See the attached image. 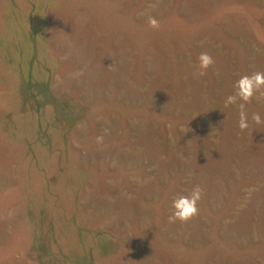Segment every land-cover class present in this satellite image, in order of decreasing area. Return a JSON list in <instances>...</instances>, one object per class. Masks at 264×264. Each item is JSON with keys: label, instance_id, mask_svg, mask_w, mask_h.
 <instances>
[{"label": "rangeland", "instance_id": "obj_1", "mask_svg": "<svg viewBox=\"0 0 264 264\" xmlns=\"http://www.w3.org/2000/svg\"><path fill=\"white\" fill-rule=\"evenodd\" d=\"M22 27L45 31L38 59L19 50ZM201 53L212 63L195 77L226 103L240 76L264 73V0H0V264H39L34 241L55 249L39 236L54 206L65 215L73 206L69 162L88 174L75 203L86 226L108 227L122 240L117 260L96 264H264V87L247 102L237 98L225 121L207 118L215 125L209 147L191 128L192 161L174 145L165 118L149 120L152 96L174 94L172 80L190 89ZM45 69H54L47 81ZM56 96L77 114L63 146L56 134L66 124L59 128L50 116L42 131L33 127ZM231 148L242 161L228 168ZM208 162L209 173H196ZM173 171L179 183L168 180ZM194 185L202 189L197 222L170 219L171 201ZM44 197L49 210L39 216ZM149 197L158 201L153 220ZM245 219L252 225L237 228Z\"/></svg>", "mask_w": 264, "mask_h": 264}, {"label": "trees", "instance_id": "obj_2", "mask_svg": "<svg viewBox=\"0 0 264 264\" xmlns=\"http://www.w3.org/2000/svg\"><path fill=\"white\" fill-rule=\"evenodd\" d=\"M58 4L60 3L55 1L54 4L52 5L58 6ZM43 32L45 31L41 30L40 33H36L35 30H33L32 28H29V29H27L26 27L23 28L21 33L24 34L25 38H22L21 45L25 47V49L21 47V49L19 50L38 59V56H39L38 54L40 53V50L42 48L40 45L47 46L45 38H43V40L40 39L41 37L40 34H42ZM12 49L14 50V48ZM20 51L18 53L19 55H20ZM12 52L13 51H9L8 53L6 51L5 55L6 54L9 56L14 55V54H11ZM16 52H17V49H16ZM52 62L55 68L56 64L54 61ZM53 66L51 67L53 68ZM43 67L49 68L46 65L45 66L43 65ZM53 70L54 69L52 70L45 69V71H47V75L45 77L46 81L49 78L50 71H53ZM208 76H212V74ZM29 77L30 75L27 77V79H29ZM172 81L175 82L177 86V90L176 89L174 90V94L172 93L168 94L169 92L167 94L163 93L166 99L161 98L158 95L157 97L156 95L152 96L156 104H153L152 107L148 108V111L152 110L153 112L150 115L149 120H152V121L157 120L158 116L165 118V120L163 121L169 122L171 124L170 128L172 131V136L174 137V140H175L174 145L176 146L178 150H181L183 154L187 156V158H189L190 161H192L194 160L195 155L191 154L190 149H189L190 142L192 144V141H194L192 139L194 138V134L191 131L192 130L191 128L197 129L198 135H195V136H197L199 139H202V143H204L206 146L209 147L212 143L211 133L214 130L213 126L215 125L213 124L212 126L210 123H208L207 118H210V116L212 120L214 118L213 123L215 121L218 122L219 119L221 121L223 120L225 121L224 118L229 117L227 113L231 110L229 108L231 107L232 103L224 102L221 104L220 102L222 98H224L223 92L221 91L219 95L218 94L216 95V93L213 92V89L214 90L216 89L214 87L213 89H211L212 83H208L211 85L206 86L208 84L206 83L204 84L202 83V81H198L195 76H193L189 81V86H190L189 90H186L187 85L183 84L179 79H177L176 81L175 80H172ZM214 81H215V78L213 77V82ZM203 88L205 89L210 88L211 91L205 92ZM167 97L170 99L168 100ZM149 101L151 102V100ZM49 103H50V106L52 107L50 109L49 115L47 117H44V116L39 117L38 119L40 120L38 121L36 120V123L33 127H36V129H39L40 131H42L41 129L47 127L46 121L49 120L50 116H52L53 119H56V123H58L59 128L61 127V125L63 126V124H66L65 129H64L65 134L61 132V135H60L58 131L56 134L61 138L60 141H62V142L59 141L60 143L59 142L57 143L63 146V144L67 142L66 138H67L68 130H70L73 123L75 122V118L77 115L76 108L72 103H68L63 98L61 99V98H58L57 96L50 99ZM139 103L140 102H137L134 107L139 108L138 106ZM159 103H161L163 107L161 106L157 107L159 106ZM38 107H40L39 104H38ZM167 107L171 108L170 112L166 110L168 109ZM174 111L178 113V116L176 115L174 116ZM33 118H34V115H33ZM32 120H35V119H32ZM183 123H185L186 125V130H189L187 131V134L182 133L178 128L179 124H183ZM156 125H157V128L165 129L163 122H160V123L158 122L156 123ZM155 131L157 132V130ZM236 148L235 149L231 148L230 150L229 149L226 150L225 157H223V161L225 164H227L226 167L228 168H231V166H236L235 163H237L238 159L242 161V159H240L241 156L237 154ZM165 155L167 156L168 154H165ZM166 158L171 159L172 157L167 156ZM206 164H202V166L198 168L195 167V169H197L196 173H198V171H200L201 173L202 171L209 173L211 170L209 166L211 164L210 162ZM66 165H67L66 167L67 171H71L70 174H67L68 176L67 181L72 180L73 186L75 187L74 189L71 190V193H70L71 195L68 196L69 199L73 201L72 202L73 206L71 207L68 215L63 214L66 211H63L61 214V212H59L58 210H55V206L53 207V212L49 213L48 212L49 209L47 208L44 202L45 197L41 199L42 200L41 203L42 202L44 203H43V206H41V208L39 209V214H40L39 216L45 215L48 212L49 221H48V227L45 228L44 232H40L41 235L39 237H41L42 239H46L47 241L50 239V241L54 244L55 249L54 250L49 249V248L46 249V247H42L38 249V246L40 245H38V243L36 244V242L34 241L35 245L34 243H32V246H33V249L37 251L36 252L38 254L37 260L39 259L38 260L39 264H96V261L100 259L110 260V261L117 260V257L113 255V253L117 251L118 247L121 246L122 240L119 237H117L118 235L115 236L114 232L109 231L110 229L108 227L106 228L105 226H103L100 228H96V227L86 226L83 220L84 215L80 213L79 208L78 209L76 208L75 203L77 202L76 197L79 192L80 183L84 181L85 179L84 177H86V175L88 174L85 172L84 169H82L75 162H69ZM181 172H184V171H181ZM193 174L195 176V173ZM174 175H176L175 172H174ZM174 175H167L169 177L168 180H174L172 181L173 183L176 181L177 183H179L178 181H180V176L178 175L174 176ZM197 175L199 177V174ZM76 177H79V178H76ZM188 182L196 184L195 182H197V178L195 179V177H191L190 181ZM159 184L162 187L163 181H161ZM191 185L192 184H190V186ZM180 186H186V184L182 183ZM168 188H169V185H168ZM188 192H190V190H188ZM188 192H186V194H188ZM261 192H263L264 194V186L262 187ZM161 198L164 199L163 196H161L159 197V200ZM144 200L145 201L148 200L149 205L153 207L152 209L149 210V212L151 213V218L153 220L154 216L157 215L156 213L157 206H155V204H157L158 201L154 202V197L145 198ZM192 218L193 219L191 220H193L192 221L193 223L197 222L199 218V214H197L196 216ZM245 220L248 221V219H245ZM164 221H165V218L160 219L161 224ZM252 222H253L252 220L248 221L246 222L247 223L246 225L244 222L239 221L236 223L239 226L237 228L243 229L244 227L246 228V226L250 227L252 225ZM209 231L210 230H208L207 234H205V232L203 234L209 236V233H212ZM181 233L182 235H184L185 230H183ZM53 256L54 258H52ZM42 257H48V258H42Z\"/></svg>", "mask_w": 264, "mask_h": 264}, {"label": "clouds", "instance_id": "obj_3", "mask_svg": "<svg viewBox=\"0 0 264 264\" xmlns=\"http://www.w3.org/2000/svg\"><path fill=\"white\" fill-rule=\"evenodd\" d=\"M149 24L155 27L156 21L149 20ZM198 60V69L193 73L196 77L203 75L204 70L212 63V58L206 53H201ZM262 87H264V73L256 72L251 75H242L234 84L235 95L227 97L226 102L234 103L237 98L241 101L247 102L252 98L254 92ZM252 120L259 124L261 122V116L259 114H253ZM248 126V119L243 113H241L238 127L241 130H244L248 128ZM201 196L202 189L198 185H194L187 195H177L171 201L172 215L170 219H176L183 222L196 216L199 212L197 204L200 201Z\"/></svg>", "mask_w": 264, "mask_h": 264}]
</instances>
